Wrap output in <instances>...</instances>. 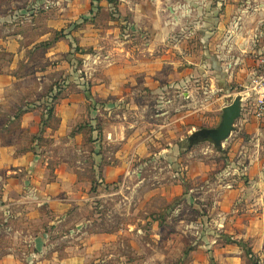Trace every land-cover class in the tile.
Masks as SVG:
<instances>
[{"label": "rangeland", "instance_id": "rangeland-1", "mask_svg": "<svg viewBox=\"0 0 264 264\" xmlns=\"http://www.w3.org/2000/svg\"><path fill=\"white\" fill-rule=\"evenodd\" d=\"M260 1H238L229 17L243 24L228 29L232 39L222 48L228 69L220 84L209 72L201 33L207 0H0V39L22 35L16 39L23 57L14 70L20 78L45 72L36 79L45 90L80 83L89 92L87 85L108 83L109 70L121 74L114 60L122 63L132 51L157 69L148 80L160 87L100 103L101 119L84 125L91 136L78 173L82 185L71 188L67 203L39 199L35 190L30 209L17 204L14 216L0 212V264H234L233 257L237 264H264V231L239 229L236 204L224 202L239 181L249 184L245 172L255 150L264 156V139H253L250 125L258 121L257 70L264 71V61L256 66L260 28L254 12ZM222 13L227 15L224 8ZM1 40L0 72H7L15 52ZM209 46L219 53V45ZM253 68L258 74H251ZM28 79L30 84L34 76ZM237 96L242 115L221 147L190 138L218 127L223 108ZM109 130L142 136L147 153L130 157V167L107 183L103 165L95 167L92 135L105 138ZM105 145L106 153L122 146ZM256 227L264 229V221Z\"/></svg>", "mask_w": 264, "mask_h": 264}, {"label": "crops", "instance_id": "crops-1", "mask_svg": "<svg viewBox=\"0 0 264 264\" xmlns=\"http://www.w3.org/2000/svg\"><path fill=\"white\" fill-rule=\"evenodd\" d=\"M213 1L207 0V15L203 17L201 33L204 38L205 54L209 58L207 62L209 72L219 79L220 84H224L223 80L228 67L223 62L226 57L222 53V48L231 38V35H228V29H234L232 28L233 23L237 26L241 24H237L236 20L232 22L229 18L238 11V1L241 0H216L214 3ZM223 8L227 14L225 17L222 13ZM254 14L257 21L255 27L260 28L257 37V55L260 60H257L256 65L260 66L264 61L263 0L259 2ZM16 38L20 39L22 35L9 37L8 41L0 39L9 50L15 52V61L13 60L11 69L7 72H0V212L4 216L8 214L14 216L16 213L13 211V206L17 204L24 205L25 210L30 209L35 204L37 195L39 199L43 198L44 201L47 200L50 203L58 199L67 203L66 197L69 192L74 193L71 188L82 185L83 178H79L78 173L83 170L82 157L87 154L86 152L89 153L84 144L91 136V133L87 135L84 132V125L88 122L92 123L95 118L101 119L100 103L106 98H109L111 102H119L128 98L129 95L132 96L133 93L146 92L148 86L156 91L160 88L157 80L151 82L148 80L149 74H153L157 69L148 68L147 59L141 55V52L137 54L130 51L126 52L122 63L119 62L120 59L114 60L113 69L122 68V73L110 75L109 70L107 84L87 85L89 92L85 89L86 85L80 83L58 88L57 91L61 92L60 96L52 106V114H49L45 101L50 95L55 94V90H45L43 84L36 82V79L42 80L47 76L45 72L40 74L36 71L22 78L19 77L20 74L18 76L15 73L17 59L23 57L20 41ZM212 43L219 45V53L210 51L209 45ZM257 71L260 72L259 74L264 72L262 66ZM257 71L253 68L251 74L255 72L258 74ZM36 75L39 77L37 78ZM33 76L34 80L29 84L30 79L28 78H33ZM120 76H123L124 80ZM26 81L29 82L25 83ZM92 103L95 106L94 109L90 107ZM129 106L130 108L133 106L132 99ZM108 113L111 111L109 110ZM244 122L247 124L248 119H244ZM250 125L254 128L253 139L257 141L264 139V122L253 120ZM246 127H249V123ZM95 134L93 132V147L97 149V153L93 154L92 151L90 153L95 157L97 169L101 164L103 165L104 181L107 183L114 182L118 173L125 172L127 167H130V157L147 153L146 139L142 136L137 138L136 135L125 132L121 137L116 134L111 135L110 130L105 138ZM112 142L121 143L122 146L110 153L101 150L102 143L108 145ZM35 148L39 149L35 150ZM70 149L81 157V160H71L68 153ZM259 150L261 149L257 148L255 154L250 155L252 158L249 159L250 162L245 172L250 179L249 184L239 181L238 185L236 184L228 192L229 196L225 195V203L236 204L233 211L234 219L239 223L238 227L242 231H264L261 229L263 227H256L257 220L264 221V213H260L264 210L262 206L264 202V156L258 153ZM39 151H45V154H37ZM102 156L104 158L101 160ZM35 190L39 191L37 195H35ZM62 196L65 199L61 200ZM220 200L223 199L218 201ZM27 215L32 217L34 212L29 211ZM247 219H250V225L246 224ZM244 227L247 230H244ZM231 260L232 263L237 264L236 257Z\"/></svg>", "mask_w": 264, "mask_h": 264}, {"label": "water", "instance_id": "water-1", "mask_svg": "<svg viewBox=\"0 0 264 264\" xmlns=\"http://www.w3.org/2000/svg\"><path fill=\"white\" fill-rule=\"evenodd\" d=\"M242 97L237 96L234 101L223 108L222 120L216 128H204L196 131L191 139H210L216 147H221L234 130L235 123L242 115Z\"/></svg>", "mask_w": 264, "mask_h": 264}, {"label": "built area", "instance_id": "built-area-1", "mask_svg": "<svg viewBox=\"0 0 264 264\" xmlns=\"http://www.w3.org/2000/svg\"><path fill=\"white\" fill-rule=\"evenodd\" d=\"M255 82L257 85L256 88L258 87L259 95L256 99L254 115L258 120L264 122V72L256 78ZM57 92L58 91H55L54 93L56 94ZM54 102L55 100L53 97L49 96L45 101L46 109L53 106Z\"/></svg>", "mask_w": 264, "mask_h": 264}, {"label": "trees", "instance_id": "trees-1", "mask_svg": "<svg viewBox=\"0 0 264 264\" xmlns=\"http://www.w3.org/2000/svg\"><path fill=\"white\" fill-rule=\"evenodd\" d=\"M60 93H61V92L59 91V92H57L56 94H52V95H50V96L53 97V99L56 101V100L59 98ZM52 111H53V107H52V106L48 107L47 112H48L49 114H52Z\"/></svg>", "mask_w": 264, "mask_h": 264}]
</instances>
